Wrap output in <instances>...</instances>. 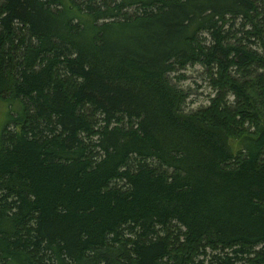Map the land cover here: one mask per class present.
<instances>
[{
  "label": "trees",
  "instance_id": "obj_1",
  "mask_svg": "<svg viewBox=\"0 0 264 264\" xmlns=\"http://www.w3.org/2000/svg\"><path fill=\"white\" fill-rule=\"evenodd\" d=\"M0 99V264H264L263 0H0Z\"/></svg>",
  "mask_w": 264,
  "mask_h": 264
},
{
  "label": "rangeland",
  "instance_id": "obj_2",
  "mask_svg": "<svg viewBox=\"0 0 264 264\" xmlns=\"http://www.w3.org/2000/svg\"><path fill=\"white\" fill-rule=\"evenodd\" d=\"M180 73H182L180 75L183 77H181V79L174 78L173 82L188 96L185 105L186 111L191 112L206 106L208 99L213 93L208 86V79L204 73V70L200 66H193L188 67L186 70L181 71ZM9 114V105L4 100L0 99V132L3 126L6 124Z\"/></svg>",
  "mask_w": 264,
  "mask_h": 264
}]
</instances>
